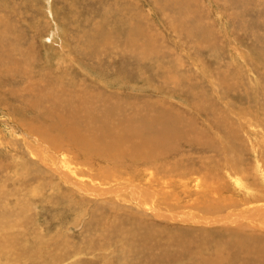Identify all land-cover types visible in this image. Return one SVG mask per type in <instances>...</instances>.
Segmentation results:
<instances>
[{"label":"rangeland","instance_id":"rangeland-1","mask_svg":"<svg viewBox=\"0 0 264 264\" xmlns=\"http://www.w3.org/2000/svg\"><path fill=\"white\" fill-rule=\"evenodd\" d=\"M263 174L264 0H0V264H264Z\"/></svg>","mask_w":264,"mask_h":264},{"label":"bare ground","instance_id":"bare-ground-1","mask_svg":"<svg viewBox=\"0 0 264 264\" xmlns=\"http://www.w3.org/2000/svg\"><path fill=\"white\" fill-rule=\"evenodd\" d=\"M113 113V112H112ZM114 115V114H113ZM61 117V116H60ZM120 119V118H119ZM124 119V118H123ZM182 119H184V118H182ZM126 120V119H125ZM185 120V119H184ZM61 123V122H60ZM123 123H126V122H123ZM182 123V122H181ZM181 123L179 122V124L177 123H173L172 125H169L168 124V126L166 127V126H164V125H167V124H163L162 123V125L161 126H158L157 127V134H162V135H164L163 136V138H164V140H166V141H171L172 139H171V137L173 138V135H175V137L176 136H178L179 135V131H180V129L179 128H181L180 126H181ZM185 124H187L186 123V121L184 122ZM141 124V123H140ZM183 124V123H182ZM246 124V123H245ZM55 125H57V124H55ZM137 126V125H136ZM185 126V125H184ZM186 126H188V124L186 125ZM59 127V126H58ZM189 127H191V126H189ZM188 127V128H189ZM61 128V127H60ZM59 128V129H60ZM58 129V128H57ZM177 129V130H176ZM19 130V129H18ZM56 130V129H55ZM183 130V129H182ZM181 130V131H182ZM186 130V129H185ZM60 131H62V129H60ZM59 130H58V132H60ZM175 132H176V134H175ZM184 132V131H183ZM20 133V132H19ZM157 134H155V135H157ZM191 134V133H190ZM59 135V137H57V139L59 140L58 141V143H60L61 142V140H62V137H61V134H58ZM181 135V134H180ZM196 135V134H195ZM17 136V135H16ZM192 137V136H191ZM234 137V136H233ZM26 138V137H25ZM27 138H28V136H27ZM111 138V137H110ZM109 139V138H108ZM171 139V140H170ZM176 139V138H175ZM31 140V139H30ZM28 141V140H27ZM112 141V140H111ZM134 141V140H133ZM159 140H157V142H158ZM161 141V140H160ZM29 142V141H28ZM168 142H166V144H167ZM170 143V142H169ZM172 143V142H171ZM170 143V144H171ZM43 144V143H42ZM113 144H114V142H113ZM123 145V144H122ZM146 143L145 144H142V145H140L139 147H141V148H143V151L144 150H148V148H146ZM164 145V144H163ZM45 146V145H44ZM31 147H33V146H31ZM138 147V148H139ZM168 147H170V145L168 144ZM34 148H36L35 146H34ZM44 149H46L47 150V153H49L50 155H51V157H50V159H51V161L53 162V164H54V166L56 167L55 168V170L57 169V167H64L65 165H67V166H69L70 167V165L68 164V161H67V158L64 156V157H61L59 154H57L55 151H53V150H51V149H49V148H47L46 146L44 147ZM162 149V148H161ZM119 150H120V148H119ZM133 150V149H132ZM135 150V149H134ZM142 150V149H141ZM35 151V150H34ZM39 151V150H38ZM121 151H123V150H121ZM124 152V151H123ZM130 152V151H129ZM139 152V151H138ZM30 153V152H29ZM135 153H137V152H135ZM31 154H34V153H31ZM152 154H153V152H152ZM40 155V154H39ZM141 155V154H140ZM32 156V155H31ZM34 158H36V157H34ZM37 159V158H36ZM42 160H43V157H42ZM41 161V160H40ZM49 161V160H48ZM236 163V162H235ZM242 164V163H241ZM237 165H239V164H237ZM229 169H231V171L233 172L234 171V166H231V165H229V164H227L226 165ZM241 166V165H240ZM238 167V166H237ZM239 168V167H238ZM54 169V168H53ZM64 169V168H63ZM241 170H242V168H240ZM62 170V169H61ZM68 172H64V174H65V176L68 178L67 180H68V182L70 181L71 182V180H72V176H75V172L72 170V168H68V170H67ZM240 170H236L235 172H239ZM263 171V170H262ZM59 172H61V171H59ZM61 174H63V173H61ZM264 175V174H263ZM262 176V175H261ZM64 179V178H63ZM264 179V178H263ZM234 181H235V183H237L238 185L237 186H240V187H243V185L240 183V181L239 180H237V179H234ZM76 185V184H75ZM77 189L81 192V194L83 193V194H90V195H94V196H101L103 193L104 194H107V193H109V194H111V195H114L113 194V191H114V188H113V190L112 189H107V188H91V189H88V185L87 184H85V182L84 181H80V182H78V184H77ZM152 187V186H151ZM247 189V188H246ZM245 189V190H246ZM118 191H121V190H119L118 189ZM128 191V192H127ZM114 192H117V191H114ZM122 193H127V194H134L133 195V197H134V200L135 201H137L143 208H145V210H147V211H149V212H151V213H153V214H155V215H157V216H159V215H164V216H167L170 220L172 219V220H180L181 222H182V220H185V219H187L188 218V220H194V218L196 217L195 215H193V214H188V215H182V216H180V217H175L174 215H170V213H168V214H166V213H164L165 211L164 210H166V209H163L162 208V203H161V201H160V199L159 198H156V199H153L150 195H147V194H145V192H144V190L140 187V185H138L137 184V186H134V187H129V188H126V189H123L122 191H121ZM136 194V195H135ZM259 194V193H258ZM245 195H247V196H250V197H252V199H254V194L252 195L250 192H248V191H246L245 192ZM261 195V194H260ZM121 196V195H120ZM128 196V195H127ZM130 196V195H129ZM259 197H261V196H259ZM258 198V197H257ZM262 198V197H261ZM151 199H153V201H151ZM164 200V199H163ZM165 201H167V200H165ZM262 201V200H261ZM257 202V201H256ZM260 202V201H259ZM166 204H167V202H165ZM171 203V202H170ZM253 203V202H252ZM260 204V203H259ZM262 204H264V203H262ZM253 205H254V203H253ZM255 206V205H254ZM166 207V206H165ZM169 207H171V205L169 206ZM196 207V205L194 204V208ZM168 208V207H167ZM251 208H254V207H251ZM251 208H250V214L249 215H247V216H243V215H240V214H237V213H234V215H231V217H237L235 220L237 221V222H241V218H244V219H252V220H257L258 219V217H257V219H255V216H256V212H258V211H260V210H263V208L261 207V206H258L257 208H255L254 210H251ZM171 209V208H170ZM174 209V208H173ZM168 210H169V208H168ZM170 211V210H169ZM251 211H253V212H251ZM167 212V211H166ZM172 212V211H171ZM258 216H259V214H257ZM261 216H259L260 217V219L259 220H257V221H260V220H262V219H264V218H262L263 217V215L262 214H260ZM194 217V218H193ZM158 218V217H157ZM165 218V217H164ZM233 218V219H234ZM240 218V219H239ZM166 219V218H165ZM5 220V219H4ZM3 220V222H6V221H4ZM188 220H185V222L186 221H188ZM200 220V219H199ZM198 220V221H199ZM204 222V221H203ZM206 222H209V224L208 225H210V224H212V223H214L213 221H206ZM233 223V222H232ZM236 223V222H235ZM248 240H250V239H248ZM257 240V239H256ZM253 243V242H252ZM249 244V243H248ZM256 244V243H255ZM252 245V244H251ZM240 249H250V250H253V251H255V252H258V253H264V243H262V244H260L259 245V242L257 243V246H255V247H248L246 244H244V243H242V246H241V248Z\"/></svg>","mask_w":264,"mask_h":264}]
</instances>
